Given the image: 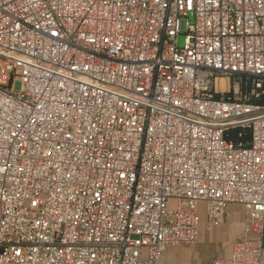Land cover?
<instances>
[{"label":"built area","instance_id":"obj_1","mask_svg":"<svg viewBox=\"0 0 264 264\" xmlns=\"http://www.w3.org/2000/svg\"><path fill=\"white\" fill-rule=\"evenodd\" d=\"M201 204L264 264V0H0V264H156Z\"/></svg>","mask_w":264,"mask_h":264},{"label":"crops","instance_id":"obj_2","mask_svg":"<svg viewBox=\"0 0 264 264\" xmlns=\"http://www.w3.org/2000/svg\"><path fill=\"white\" fill-rule=\"evenodd\" d=\"M229 207L227 212V216H229V212H234L236 214V208ZM201 210V224L199 228V236L198 242L201 239H205L208 237L211 241L216 242H225L224 247L218 248L216 251L211 253L201 254V251L197 243L191 246H170L164 249L162 258L156 264H211L215 259H223L228 258L231 255L233 244L237 240L238 236L248 227L244 224V221L235 220L234 224L230 226L226 225L227 218L224 224L209 227L203 205H200ZM246 213V210L244 211ZM247 215V213H246ZM237 222V223H236ZM254 239L260 240L263 246L264 242V234L263 236H258L257 234H251ZM231 237L230 241H227V238ZM201 254V255H200ZM263 257H264V247H263ZM187 258L188 261H182ZM180 259V261H179ZM264 259V258H263ZM189 260L191 262H189Z\"/></svg>","mask_w":264,"mask_h":264},{"label":"rangeland","instance_id":"obj_3","mask_svg":"<svg viewBox=\"0 0 264 264\" xmlns=\"http://www.w3.org/2000/svg\"><path fill=\"white\" fill-rule=\"evenodd\" d=\"M184 42H185L184 36L180 35L177 39L178 46L182 47L184 45ZM215 87H216V91L218 93L224 94V93L230 92V90H231V78H226V77L215 78ZM232 208H236V214H234V212H231V213L229 212V216L226 217L227 218L226 225L231 227V225L234 224L235 220H237V221H241V222L244 221V224L246 226L247 225L249 226L250 225V219L246 215V213L244 212L245 208L242 206H238V205H234V207H232ZM228 210H229V208H228ZM230 239H231V237H228L227 241H230ZM224 245H227V244H225V242H222V241H220V242L211 241V239L208 237H205V239H201L200 242H197V246L199 248H201L200 249L201 254H204L206 252H208V253L214 252L218 248L224 247ZM179 261H180V259H179ZM182 261L186 262L188 260H187V258H185ZM189 262H191V261L189 260Z\"/></svg>","mask_w":264,"mask_h":264},{"label":"trees","instance_id":"obj_4","mask_svg":"<svg viewBox=\"0 0 264 264\" xmlns=\"http://www.w3.org/2000/svg\"><path fill=\"white\" fill-rule=\"evenodd\" d=\"M263 247H264V242H263Z\"/></svg>","mask_w":264,"mask_h":264}]
</instances>
